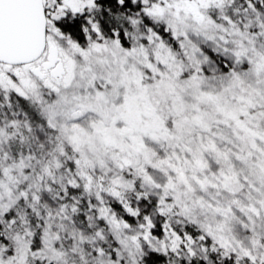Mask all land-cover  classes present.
<instances>
[{"label":"snow or ice","instance_id":"obj_1","mask_svg":"<svg viewBox=\"0 0 264 264\" xmlns=\"http://www.w3.org/2000/svg\"><path fill=\"white\" fill-rule=\"evenodd\" d=\"M0 264H264V0H0Z\"/></svg>","mask_w":264,"mask_h":264}]
</instances>
